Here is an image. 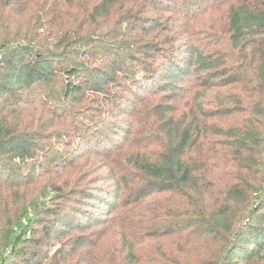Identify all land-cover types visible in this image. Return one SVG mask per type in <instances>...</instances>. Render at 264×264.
Returning a JSON list of instances; mask_svg holds the SVG:
<instances>
[{
	"label": "trees",
	"instance_id": "trees-1",
	"mask_svg": "<svg viewBox=\"0 0 264 264\" xmlns=\"http://www.w3.org/2000/svg\"><path fill=\"white\" fill-rule=\"evenodd\" d=\"M0 264H264V0H0Z\"/></svg>",
	"mask_w": 264,
	"mask_h": 264
},
{
	"label": "rangeland",
	"instance_id": "rangeland-1",
	"mask_svg": "<svg viewBox=\"0 0 264 264\" xmlns=\"http://www.w3.org/2000/svg\"><path fill=\"white\" fill-rule=\"evenodd\" d=\"M209 95H212V92H209Z\"/></svg>",
	"mask_w": 264,
	"mask_h": 264
}]
</instances>
